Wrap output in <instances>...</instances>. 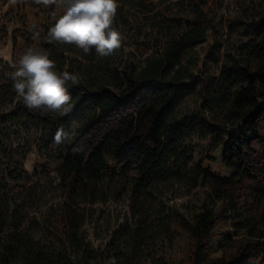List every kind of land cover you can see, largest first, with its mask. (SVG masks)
Segmentation results:
<instances>
[{"label": "trees", "instance_id": "obj_1", "mask_svg": "<svg viewBox=\"0 0 264 264\" xmlns=\"http://www.w3.org/2000/svg\"><path fill=\"white\" fill-rule=\"evenodd\" d=\"M222 2L118 0L115 27L124 37L148 30L160 46L141 66L54 42L57 70L79 77L67 85L65 115L29 110L11 77L0 81V264H82L94 206L118 197L129 199L134 224L112 237L102 255L111 264H133L160 239L166 252L150 264H264V22L228 49L197 115L183 112L195 88L185 59L223 20ZM229 127L238 130L211 147L225 146L230 174L222 176L195 162L191 142ZM60 128L67 135L56 143ZM34 145L62 149L54 190L26 186L20 160L2 168L4 146L25 159ZM181 188L189 197L181 209L159 208Z\"/></svg>", "mask_w": 264, "mask_h": 264}, {"label": "rangeland", "instance_id": "obj_2", "mask_svg": "<svg viewBox=\"0 0 264 264\" xmlns=\"http://www.w3.org/2000/svg\"><path fill=\"white\" fill-rule=\"evenodd\" d=\"M176 1V0H172ZM219 14L223 16L213 28L209 30L208 38L191 51L185 63L193 67L195 74V88L184 105V114L197 115L199 105L202 104L204 95L210 87L211 80L220 76L222 63L226 58L228 49L238 41L253 39L252 29L255 23L264 22V0H224L220 3ZM65 6L52 4L44 6L34 3V0H0V81L5 76L11 77L12 65H16L19 58L28 50L36 49L52 51L53 43L49 36V29L56 20L63 15ZM160 46L150 31H131L130 36L125 35L121 48L117 54L125 56V62L131 65L141 66L145 59L156 53ZM92 50H95L94 48ZM91 50V51H92ZM238 130L237 127L222 129V133L195 138L191 144L195 148V162L203 161L219 175L230 174L223 164V152L225 146L213 151L211 147L217 137L228 138L229 134ZM25 135L22 133L21 138ZM25 138V137H24ZM15 142L16 139H14ZM18 146L17 143L14 145ZM7 156L1 162L2 168L13 170L15 161L23 162L24 178L26 186L42 183L50 190H54L58 184L57 168L61 163L62 149L52 148L42 152L37 146H32L25 159L15 158L14 151L4 146ZM16 149V148H15ZM25 148H21L20 152ZM15 160V161H14ZM112 167H116L114 160L110 159ZM15 186V184H13ZM50 186V187H49ZM15 189V191H17ZM45 200H50V196ZM189 200L184 188L178 189V193H167L165 197L157 200L160 209L179 210ZM134 224L132 208L127 197L112 199L106 204L94 206L93 215L86 222L84 235L90 244L88 253L82 255V264H111L102 256L109 247V243L118 229L123 225ZM96 253H92V250ZM166 252L163 239L151 243L149 249L144 252L142 258L135 259L133 264H150L151 259ZM112 264L117 261H112Z\"/></svg>", "mask_w": 264, "mask_h": 264}, {"label": "clouds", "instance_id": "obj_3", "mask_svg": "<svg viewBox=\"0 0 264 264\" xmlns=\"http://www.w3.org/2000/svg\"><path fill=\"white\" fill-rule=\"evenodd\" d=\"M49 6L62 4L65 11L49 29L52 40L74 44L85 54L93 48L99 57H108L118 51L125 39L115 27L118 0H34ZM11 74L18 102L29 110L56 112L65 115L71 111L68 83H79L77 74L58 71L56 63L46 51L28 49L18 60ZM63 128L54 136L56 143L66 137Z\"/></svg>", "mask_w": 264, "mask_h": 264}]
</instances>
